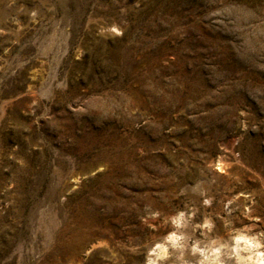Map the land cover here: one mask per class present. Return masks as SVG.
Returning <instances> with one entry per match:
<instances>
[{
    "label": "rangeland",
    "instance_id": "rangeland-1",
    "mask_svg": "<svg viewBox=\"0 0 264 264\" xmlns=\"http://www.w3.org/2000/svg\"><path fill=\"white\" fill-rule=\"evenodd\" d=\"M177 212L264 231V0H0V264H144Z\"/></svg>",
    "mask_w": 264,
    "mask_h": 264
},
{
    "label": "clouds",
    "instance_id": "clouds-1",
    "mask_svg": "<svg viewBox=\"0 0 264 264\" xmlns=\"http://www.w3.org/2000/svg\"><path fill=\"white\" fill-rule=\"evenodd\" d=\"M153 218L158 213L151 214ZM173 230L147 249L144 264H264V231L253 232L251 228L230 230L227 237L210 235L211 221H205L201 232L194 233L200 225L189 228L190 217L183 212L170 216Z\"/></svg>",
    "mask_w": 264,
    "mask_h": 264
}]
</instances>
